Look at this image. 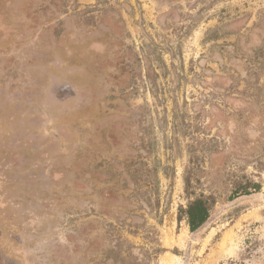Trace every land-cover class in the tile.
<instances>
[{
    "label": "rangeland",
    "instance_id": "rangeland-1",
    "mask_svg": "<svg viewBox=\"0 0 264 264\" xmlns=\"http://www.w3.org/2000/svg\"><path fill=\"white\" fill-rule=\"evenodd\" d=\"M0 264H264V0H0Z\"/></svg>",
    "mask_w": 264,
    "mask_h": 264
},
{
    "label": "trees",
    "instance_id": "trees-1",
    "mask_svg": "<svg viewBox=\"0 0 264 264\" xmlns=\"http://www.w3.org/2000/svg\"><path fill=\"white\" fill-rule=\"evenodd\" d=\"M210 207L211 204H209L208 198L199 196L188 201L186 207L184 209L180 208L179 211L185 216L189 230L195 231L206 222Z\"/></svg>",
    "mask_w": 264,
    "mask_h": 264
}]
</instances>
